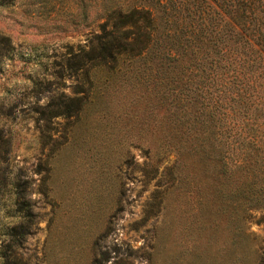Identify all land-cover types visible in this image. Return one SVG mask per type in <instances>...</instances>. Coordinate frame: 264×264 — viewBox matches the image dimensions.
I'll list each match as a JSON object with an SVG mask.
<instances>
[{
  "label": "trees",
  "instance_id": "1",
  "mask_svg": "<svg viewBox=\"0 0 264 264\" xmlns=\"http://www.w3.org/2000/svg\"><path fill=\"white\" fill-rule=\"evenodd\" d=\"M14 1L0 0V6ZM25 6L36 15L61 12L69 31L82 36L62 43L57 62L38 60L29 78L42 181L50 152L72 129L67 125L92 102L106 114L110 85L142 83L146 146L152 139L165 142L174 153L167 169L176 167L180 179L189 173L216 179L208 203L238 232L246 210L264 199V0H27ZM12 53L9 34L0 31V71ZM66 79L71 94L60 87ZM70 117L57 134L53 122ZM9 148L0 124L5 212L22 208L8 174ZM18 233L9 234L13 246L20 244ZM10 248H0V264H26ZM108 256L106 249L94 250L90 264ZM254 264H264L263 253Z\"/></svg>",
  "mask_w": 264,
  "mask_h": 264
},
{
  "label": "rangeland",
  "instance_id": "2",
  "mask_svg": "<svg viewBox=\"0 0 264 264\" xmlns=\"http://www.w3.org/2000/svg\"><path fill=\"white\" fill-rule=\"evenodd\" d=\"M26 2L0 6V31L13 44L0 71V124L10 144L8 174L22 202L5 212L3 190L0 248L11 247L26 264H90L91 253L104 249L103 264H254L264 254V199L246 210L233 234L208 203L216 179L191 173L180 179L176 167L167 169L174 153L165 142L146 146L142 83L110 85L106 114L92 102L73 123L54 121L57 134L65 121L72 129L50 152L42 181L29 78L38 60L57 62L62 43L82 36L69 31L61 12L36 15ZM70 79L61 80L67 94ZM11 225L12 234L21 232L19 245L10 241Z\"/></svg>",
  "mask_w": 264,
  "mask_h": 264
}]
</instances>
